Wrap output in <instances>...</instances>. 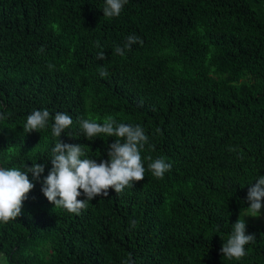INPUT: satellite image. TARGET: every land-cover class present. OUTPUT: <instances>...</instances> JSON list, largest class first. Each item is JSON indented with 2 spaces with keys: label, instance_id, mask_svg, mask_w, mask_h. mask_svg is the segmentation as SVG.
I'll list each match as a JSON object with an SVG mask.
<instances>
[{
  "label": "trees",
  "instance_id": "16d2710c",
  "mask_svg": "<svg viewBox=\"0 0 264 264\" xmlns=\"http://www.w3.org/2000/svg\"><path fill=\"white\" fill-rule=\"evenodd\" d=\"M104 4L0 0V167L45 165L28 174L21 216L0 223V264H264V222L240 217L264 176V0H128L113 18ZM129 35L143 45L113 54ZM43 109L68 113L60 139L98 163L115 137L88 140L80 119L141 125L145 179L79 215L55 208L42 192L54 119L23 128ZM149 156L171 163L162 179ZM239 219L256 238L229 260L221 248Z\"/></svg>",
  "mask_w": 264,
  "mask_h": 264
},
{
  "label": "clouds",
  "instance_id": "9594fccd",
  "mask_svg": "<svg viewBox=\"0 0 264 264\" xmlns=\"http://www.w3.org/2000/svg\"><path fill=\"white\" fill-rule=\"evenodd\" d=\"M127 2L128 0H105L102 9L104 17L120 16ZM136 43L142 46L143 40L138 36L129 35L123 47L116 46L113 54L123 56L125 49L130 51L132 45ZM96 59H105L104 52H99ZM99 75L106 77L107 69L101 67ZM4 118L3 113H0V119ZM50 118L54 119L51 124V135L57 140L51 149L52 168L44 177L42 192L55 208H63L69 213L79 215L82 209L87 208L88 201L97 196L107 197L109 189H114L119 195L126 187H134L135 182L145 179L146 169L141 150L148 142V136L141 125L118 122L113 116L105 117L102 123L92 118L80 119L81 132L88 140L104 136L115 137V142L109 145V159L98 163L93 158H82L86 157L82 145L64 143L60 139L61 134L73 124V119L68 113L56 112L54 117H51L47 109L33 110L23 124L24 132L26 134L40 132L48 126ZM68 135L73 137L70 133ZM147 159L149 161L147 170L156 178L162 179L172 168L171 163L166 162L164 158L158 157L153 160L149 156ZM44 171L45 165L37 162L31 167L25 163L23 170L17 167H0V223L7 224L21 216L23 203L35 186L28 174L31 173L35 179H39ZM255 181L248 191L247 201L250 207L247 208L251 213L249 216L258 218L261 209L264 208V176H258ZM82 194L86 199H78ZM130 226L134 228L136 221H130ZM255 238L254 234H246V221L239 219L232 225V232L227 241L221 237L224 241L221 248L223 257L240 260L247 255L245 246ZM122 264H133L130 254Z\"/></svg>",
  "mask_w": 264,
  "mask_h": 264
},
{
  "label": "rangeland",
  "instance_id": "374dc122",
  "mask_svg": "<svg viewBox=\"0 0 264 264\" xmlns=\"http://www.w3.org/2000/svg\"><path fill=\"white\" fill-rule=\"evenodd\" d=\"M251 215V213H249V211H245L243 212L240 217L245 219L246 221H257V220H260V221H263L264 222V208L261 209V215L257 218V217H251L249 216Z\"/></svg>",
  "mask_w": 264,
  "mask_h": 264
}]
</instances>
